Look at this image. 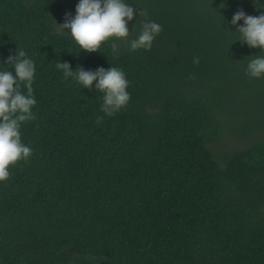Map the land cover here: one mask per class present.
Here are the masks:
<instances>
[{
  "label": "trees",
  "instance_id": "1",
  "mask_svg": "<svg viewBox=\"0 0 264 264\" xmlns=\"http://www.w3.org/2000/svg\"><path fill=\"white\" fill-rule=\"evenodd\" d=\"M63 1L0 0V62L25 50L37 101L0 182V264H264V76L245 74L264 53L229 31L251 0H126L147 15L93 52L52 31ZM145 19L162 30L129 51ZM57 60L121 68L129 102L97 123L101 94Z\"/></svg>",
  "mask_w": 264,
  "mask_h": 264
},
{
  "label": "clouds",
  "instance_id": "2",
  "mask_svg": "<svg viewBox=\"0 0 264 264\" xmlns=\"http://www.w3.org/2000/svg\"><path fill=\"white\" fill-rule=\"evenodd\" d=\"M251 3L258 14L251 15L238 9L229 21L235 30L227 29L238 33L233 42L240 41L249 48L258 47L259 53H264V0H251ZM138 15L146 16L147 13L140 8L134 12L126 0H77L74 14L65 12L62 23L54 20L52 31L58 36H69L79 50L97 51L102 42L108 41L111 49L116 51L118 39L110 38L128 37V22ZM161 30L162 26L154 20L141 21L138 34L128 40V50L150 49ZM249 56L251 58L247 61L245 74L253 78L264 76V54ZM192 62L197 64L199 59L193 57ZM55 67L61 72L62 79L74 81L81 88L97 90L101 94L99 108L103 115L96 116L97 123L129 102V81L117 66H97L94 70L80 65L72 68L67 61L57 60ZM35 70L34 60L23 48L16 47L14 54L10 50L6 59L0 62V182L9 179L10 165L19 160L27 161L33 151L29 144L22 141L20 129L23 122L35 119L33 108L37 101L32 89Z\"/></svg>",
  "mask_w": 264,
  "mask_h": 264
},
{
  "label": "rangeland",
  "instance_id": "3",
  "mask_svg": "<svg viewBox=\"0 0 264 264\" xmlns=\"http://www.w3.org/2000/svg\"><path fill=\"white\" fill-rule=\"evenodd\" d=\"M72 5H73V3L71 0H64L63 3L61 5L55 7L53 11H54L55 15H58L64 19L65 12L73 14ZM121 41H123L122 38H121Z\"/></svg>",
  "mask_w": 264,
  "mask_h": 264
}]
</instances>
